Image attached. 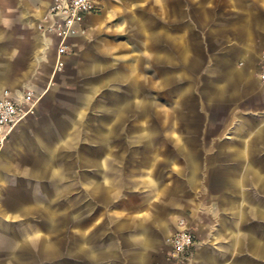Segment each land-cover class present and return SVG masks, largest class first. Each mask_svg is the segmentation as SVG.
I'll return each instance as SVG.
<instances>
[{"label": "crops", "instance_id": "crops-1", "mask_svg": "<svg viewBox=\"0 0 264 264\" xmlns=\"http://www.w3.org/2000/svg\"><path fill=\"white\" fill-rule=\"evenodd\" d=\"M52 1L0 0V96L31 89L41 101L0 134V201L26 192L40 202L0 215L41 217L35 234L51 251L35 264H264V0H97L58 72V39L39 28ZM173 36L180 65L168 59L158 80L156 41L171 56ZM87 78L98 82L70 90ZM157 103L170 127L150 123ZM86 133L98 142L65 146ZM156 135L170 144L138 140ZM62 152L73 153L66 165ZM181 222L194 245L175 262Z\"/></svg>", "mask_w": 264, "mask_h": 264}, {"label": "rangeland", "instance_id": "rangeland-1", "mask_svg": "<svg viewBox=\"0 0 264 264\" xmlns=\"http://www.w3.org/2000/svg\"><path fill=\"white\" fill-rule=\"evenodd\" d=\"M174 11H179V9L174 8ZM178 16L179 15H177L176 18H179ZM171 27H172L173 32H180L181 29L183 30V24L182 25L178 23L172 24ZM177 38L178 37L173 36V40H171V46L170 47L167 46L166 48V51L169 49L171 50V56H167V55L165 56V54H161L163 51L165 52V49L162 45L163 41L159 39H157L156 41L157 55H156L155 63H156L158 80L163 78V74H164V71H162L163 66L164 64H168L167 63L168 59L172 63L171 65L173 64H174L173 66L180 65L181 61L178 57L179 41ZM159 52L161 53L158 54ZM161 68L162 70L158 71V69H161ZM168 79H170L171 81H176L181 78L176 77V75L172 73V76H170ZM95 82H98V81H95V79H91V78L90 79L87 78L83 80H75L74 83H71L70 90L73 92V90L74 91L77 90L84 83L85 84L88 83L87 85L90 86L91 83H95ZM156 90H157V97L165 95L164 90H166L168 96H173L176 94V88L174 87H171L170 89H162V88L157 87ZM96 96L97 98L95 100L98 104L99 98H98V95ZM40 103L41 101L38 102L37 107H39ZM160 108H162V106L159 103H157L155 119L151 120L150 123H152L156 128L170 127V124H172L174 120H172L170 116L167 118L166 114H164V112ZM134 123H139L140 126L148 125V121L144 119L138 122L134 121ZM96 127H99V118L96 115L89 117L87 120V125H86L87 130H92V132H94ZM98 139H99L98 136H90L87 133L85 135L79 134L74 137V141L72 140L73 142L65 144V146L70 145V147H72L73 145L79 144V143H91V142L95 143V142H98ZM170 139L171 137L158 136V135L138 137V140H140L139 141L140 143H148L149 141H151L152 143L156 142L160 144H163V143L170 144ZM78 154L79 152H77V155ZM90 154L97 158L99 156L98 152H91ZM72 156H73L72 152H62L60 160L66 165L68 159L71 158ZM65 170H66V167H65ZM64 187H65L64 191L66 192L67 185H64ZM33 191L35 192L34 189ZM24 194L28 196L27 199L1 200L0 202H2V206H0V208L3 207L4 209L6 207V208H11V209H17V211H20V209L24 211L27 208L28 212L34 213L36 211L35 205H37V203L40 201L30 198L32 193H26V192L21 193V195H24ZM57 206L59 208L68 207V199L65 198V199L59 200V202L57 203ZM60 218H61V222L66 223L67 216H60ZM40 220H41V217L39 215H34V214L25 215V216L0 215V264H15L13 261L14 251H18L19 253H21V255L24 256V258H26V260L28 261V264H35L36 257L39 254V251H41V249L43 248V246H44V249H46L48 246L49 251H51L50 249L51 240L47 238H44L43 240L37 239V235L35 234L36 227L41 223ZM26 229L32 230L33 232L31 234L29 233V237L27 241H24V240L21 241L20 234Z\"/></svg>", "mask_w": 264, "mask_h": 264}, {"label": "built area", "instance_id": "built-area-1", "mask_svg": "<svg viewBox=\"0 0 264 264\" xmlns=\"http://www.w3.org/2000/svg\"><path fill=\"white\" fill-rule=\"evenodd\" d=\"M97 0H53L39 28L58 39L57 63L55 72L65 67V60L70 54L69 39L77 33H85L82 28L86 17L98 10ZM260 79L264 83V50L261 53ZM40 97L31 89L16 91L5 90L0 96V134L4 138L17 126L35 116ZM181 228L171 238L169 259L180 262L194 245V234L183 222Z\"/></svg>", "mask_w": 264, "mask_h": 264}]
</instances>
